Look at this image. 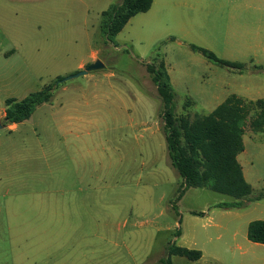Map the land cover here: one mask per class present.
Wrapping results in <instances>:
<instances>
[{
	"label": "rangeland",
	"instance_id": "obj_1",
	"mask_svg": "<svg viewBox=\"0 0 264 264\" xmlns=\"http://www.w3.org/2000/svg\"><path fill=\"white\" fill-rule=\"evenodd\" d=\"M121 3L0 0V124L7 99L54 87L29 120L0 129V264H157L179 245L182 215L233 200L205 188L176 200L183 179L147 65L166 60L178 116L211 113L210 91L264 95L252 21L264 0H154L107 42L103 12ZM192 44L246 68L220 67ZM97 60L105 68L65 80ZM245 135L254 200L264 190V133L247 126Z\"/></svg>",
	"mask_w": 264,
	"mask_h": 264
},
{
	"label": "trees",
	"instance_id": "obj_2",
	"mask_svg": "<svg viewBox=\"0 0 264 264\" xmlns=\"http://www.w3.org/2000/svg\"><path fill=\"white\" fill-rule=\"evenodd\" d=\"M154 0H122L121 4L110 5L103 12L102 31L107 42L115 43L130 20L140 13H147ZM194 52L201 53L208 61L220 67L243 72L245 65L220 59L213 52L197 45H190ZM255 70H264L263 66H254ZM147 71L157 86V91L164 105V122L168 156L172 167L183 179L179 195L190 188H205L227 195L236 201L220 203L215 207L224 209L243 208L245 200L254 193L246 181L238 156L244 151L246 127L253 133H264V99L247 100L235 95L207 115H196L194 119L176 114V93L167 71L164 57L156 55L147 65ZM62 79V78H61ZM54 87L46 86L32 92L23 99L9 98L5 101L3 127L21 124L29 120L38 107L51 101ZM195 102L187 99L188 106ZM185 188V189H182ZM264 198V190L254 200ZM203 214V213H195ZM181 233L178 231L176 237ZM251 242L264 245V221H253L248 229ZM181 256L190 261L202 258V252L170 244L167 256L159 264H173L172 257Z\"/></svg>",
	"mask_w": 264,
	"mask_h": 264
},
{
	"label": "crops",
	"instance_id": "obj_3",
	"mask_svg": "<svg viewBox=\"0 0 264 264\" xmlns=\"http://www.w3.org/2000/svg\"><path fill=\"white\" fill-rule=\"evenodd\" d=\"M249 9H251V7H249ZM254 9L255 12H257L256 14H260L263 16V17L255 16L252 18L253 23L257 24L255 36L256 38H258L255 41V44L258 46V50L255 53L256 55L255 58H257L259 64H256L255 66L264 67V61H261L264 60V4L259 5ZM235 31H237L236 28L232 30V34H236L237 32ZM262 45L263 48H260V46ZM231 62H238V61H231ZM81 67L82 65H80V68ZM166 67L171 78V74L170 71L168 70L167 63H166ZM255 71H259V70H255ZM260 71H264V70H260ZM232 95L245 98L251 101L264 99V95H261L259 92L257 94V92H254L252 90L241 89V90H229L224 93L223 92L219 93L218 90L214 92L211 91L206 92L203 95V101L207 104L206 106L209 110L213 109L214 111ZM244 137L247 138L249 142H252L251 140L252 137H248L246 135H244ZM243 140H244L245 149L238 156V161L242 166L246 181L253 188V182L251 181V179L254 178L255 174L253 169L251 168L252 163L246 154L247 148H246L245 139L243 138ZM232 199L233 200L230 202H223V203H231L236 201L234 198ZM262 200L249 201L248 203H247L248 200H245L244 202L246 206L243 208H233V209L221 208L224 210L211 211L207 213L190 211L187 215H182L181 229L179 230L181 235L177 237V241H176L179 243L178 246L190 250H198L202 252V258L198 261H190L191 264H208V263L210 264L211 261H218L220 264H264V245L251 242L248 238V229L250 224L253 221H257V220L264 221V218L259 217L264 214V211H260L258 208V205ZM254 211L257 212L258 216L257 214H254ZM195 213H203V214L201 215ZM177 227H178V223H175V225L172 226V230L177 229ZM166 256H167V252H165L160 257V260L165 258ZM182 258L183 257L181 256H173L172 257L173 264L176 261H182ZM160 260L157 261V264L160 263Z\"/></svg>",
	"mask_w": 264,
	"mask_h": 264
},
{
	"label": "water",
	"instance_id": "obj_4",
	"mask_svg": "<svg viewBox=\"0 0 264 264\" xmlns=\"http://www.w3.org/2000/svg\"><path fill=\"white\" fill-rule=\"evenodd\" d=\"M103 68H105L104 63L102 61H100V60H97L93 64H90L85 70H82L78 74H76L74 76H71L69 78H66L65 80H68V79H71V78H76V77L83 76V75H87L90 72L98 71V70L103 69ZM1 128H3V125L0 124V129Z\"/></svg>",
	"mask_w": 264,
	"mask_h": 264
}]
</instances>
